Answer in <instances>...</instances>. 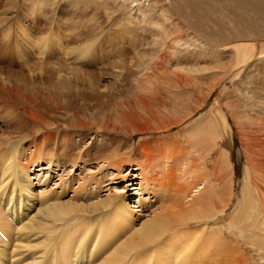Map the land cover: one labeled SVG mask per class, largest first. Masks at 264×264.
I'll use <instances>...</instances> for the list:
<instances>
[{
    "label": "rangeland",
    "instance_id": "rangeland-1",
    "mask_svg": "<svg viewBox=\"0 0 264 264\" xmlns=\"http://www.w3.org/2000/svg\"><path fill=\"white\" fill-rule=\"evenodd\" d=\"M132 1L0 0V76L17 84L32 103L16 109L17 113L13 110L17 120L2 116L8 124L0 123V129L8 128V132L0 131V138L11 141L25 137L23 164L28 166L36 148L46 143L53 154L59 152V148H77L72 152L73 161H78L76 164L67 162L56 167L55 158L37 163L40 169L47 170L31 171L34 193L47 192L58 195L59 200L79 204L115 195L127 196L135 202L139 199V203H130L136 224L158 213L169 199H176L156 186L160 180L157 164H150L149 169L140 168L144 160L138 155L139 144L175 142L184 147V153L189 156L194 154L193 148L214 147L216 154L209 158L210 168L225 149H231L229 169L233 199L225 215L219 217L224 222L233 213L236 216L244 204L246 153L254 148H251L250 137L243 144L247 129L239 131L232 117L227 118L231 129L228 146L219 113L229 116L228 105L235 103L245 108L257 105L255 110L262 112L264 40L255 42L249 64L235 67V55H221L212 48L203 50L200 36L185 29L169 0H137L136 4ZM136 11L146 15L137 17ZM174 38L181 42L173 45ZM65 66L86 74H59ZM213 83L214 90L206 103L188 120L167 131L155 130L158 122L185 116L184 108H193L197 99L194 91L202 90L203 94L199 95L202 98ZM210 114L218 115L215 130L208 122ZM252 116L255 117L250 113L249 117ZM79 120L90 127L66 129L59 126L50 131L41 130L42 122L56 125ZM101 125L106 131L100 129ZM36 126L41 132L31 133L29 130ZM152 128L154 131L148 130ZM260 135L264 138V133ZM118 142L122 148L134 149L130 155H136L139 166L127 160L118 169H107L102 159L89 160V152L93 155L98 148H114ZM79 151L89 152L78 156ZM186 161L187 168L182 164L175 168V173L180 174L179 169L183 180L189 182L193 166L191 161ZM50 162L55 164L50 165ZM197 163L194 161L193 165ZM38 167L32 166V170ZM152 171L158 173L152 174ZM142 175L148 178V183H144ZM152 176L155 180L158 176L154 184L150 182ZM230 240L232 246H236L235 251L232 248L235 259L243 264L260 263L247 240L234 236Z\"/></svg>",
    "mask_w": 264,
    "mask_h": 264
},
{
    "label": "bare ground",
    "instance_id": "bare-ground-1",
    "mask_svg": "<svg viewBox=\"0 0 264 264\" xmlns=\"http://www.w3.org/2000/svg\"><path fill=\"white\" fill-rule=\"evenodd\" d=\"M136 1L133 0V4ZM169 3L185 29L200 36L203 50L212 48L221 55H235V67L249 64L255 42L264 40V0H169ZM136 14L137 17L146 15L140 11H136ZM180 40L174 38L172 44L177 45ZM58 72L86 74L68 66ZM214 84L206 89L202 98L199 97L203 94L202 90H193V94L197 95L194 107L184 106L185 116H180L178 120L158 122L155 130L167 131L188 120L206 103ZM257 104L263 108L260 102ZM29 105H32L31 100L17 84L0 76V123L8 124L2 117L4 115L17 120L14 111L17 113L16 109ZM256 107L250 105L245 108L243 104L235 103L228 105L231 109L229 116L218 112L228 146L230 128L227 118L232 117L239 131L247 129L243 134V144L250 137L251 148H254L246 153L244 204L236 216L233 213L224 222L219 217L225 215L233 199L229 169L231 149H225L219 157L220 161L219 158L213 161L210 168L209 158L216 154L214 147L193 148L194 154L189 156V153H184L185 148L175 142L139 144L138 155L144 160L140 168L147 169L150 164H157L160 180L156 186L176 199L165 201L158 213L136 224L130 203H139V199L135 202L127 196L115 195L93 203L79 204L59 200L58 195H48L47 192L34 193L30 180L31 171L40 169L37 163L55 158L56 167L67 162L76 164L78 161H73L72 152L77 148H59V152L53 154L46 143L34 150L28 166L23 164L26 154L22 145L26 138L11 141L10 138H0V264H243L234 257L233 249L235 251L236 246H232V236L247 240L251 251L259 256V264H264V138L260 135L264 133V108L260 112L255 110ZM250 113L255 117L250 118ZM217 116L210 114L207 117L214 130ZM71 122L56 125L42 122L44 127L41 130L50 131L59 126L66 129L90 127L84 121ZM100 129L106 131L102 125ZM5 130L0 129L1 132H8V128ZM41 130L36 126L29 131L38 134ZM137 130L141 132V129ZM148 130L154 131L153 128ZM115 145L114 148H98L93 155L89 151L76 154L84 156L89 152L86 153L89 160L102 159L103 163H107V169H118L127 160L139 166L136 155H130L133 148H122L119 142ZM123 149L127 151L124 153ZM186 160L191 161L193 166L189 182L183 180L184 175L179 169L180 174L175 173L178 166H187L184 163ZM194 161L199 163L195 166ZM52 164L55 162H50ZM32 166L38 168L32 170ZM152 177L150 182L154 184L157 178ZM142 179L148 183V178L143 176Z\"/></svg>",
    "mask_w": 264,
    "mask_h": 264
}]
</instances>
